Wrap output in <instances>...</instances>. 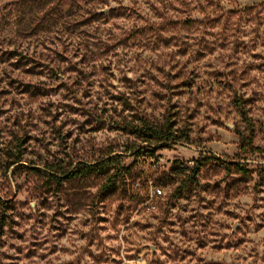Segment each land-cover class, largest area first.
I'll use <instances>...</instances> for the list:
<instances>
[{"label": "rangeland", "instance_id": "374dc122", "mask_svg": "<svg viewBox=\"0 0 264 264\" xmlns=\"http://www.w3.org/2000/svg\"><path fill=\"white\" fill-rule=\"evenodd\" d=\"M12 2L0 0V264H264V0H105L97 12L120 17L10 43L21 18L48 20ZM131 116L188 142L148 148L123 133ZM108 150L129 171L107 201L6 168L9 151L74 167ZM198 162L186 186H156Z\"/></svg>", "mask_w": 264, "mask_h": 264}, {"label": "trees", "instance_id": "16d2710c", "mask_svg": "<svg viewBox=\"0 0 264 264\" xmlns=\"http://www.w3.org/2000/svg\"><path fill=\"white\" fill-rule=\"evenodd\" d=\"M104 3H106L105 0H13L11 5L16 7L22 6L23 9L26 8L29 12L37 11L42 13L48 20L43 18L39 19L37 16H31L26 19L21 18V20L17 22V27L19 28L18 32L12 37L6 35L3 39L9 40L11 43V40H17L20 37L21 41L24 38H38L39 33L43 34L47 32L59 35L63 30H70L71 32L69 35H71L76 33L77 27H89L101 20L105 21L109 18L113 19L120 17L117 12L120 10L121 6L109 9L106 13L97 12L96 7ZM165 4L169 7L175 4L180 7H187L189 5L186 0H171V2H165ZM82 9V12L87 15V18L79 20L77 15ZM153 10L158 12L157 8H153ZM194 23L195 21L189 19L185 20L182 24L190 29ZM21 55H23L22 52ZM23 59L27 60L28 56H25ZM86 59V56L82 57L83 62ZM58 71H60V68H57V72ZM123 82L130 83L126 78H123ZM235 103H237L235 106L239 109L241 118L247 120L244 112L240 110L241 102L235 101ZM123 105L125 110H128L130 107L129 104H126L127 106L125 104ZM130 118L131 122L126 128L122 129L123 133L134 139V141L146 145L148 148H154V150L163 149L167 148L169 144L174 145L179 142H188V137L185 136L183 139L178 136L179 130L175 128L174 124H170L167 121L154 123L147 120L146 117L131 116ZM239 139L241 140L239 146L240 150H244L246 144L244 145V141L242 143L243 136L240 135ZM136 148L135 144H133L128 148L125 146L124 151L131 153ZM114 153L113 150H108L105 153L102 152L98 160L88 163L76 160L78 162L74 167H72L74 163L73 160L67 162L62 161L61 164L43 163L42 165H37L27 162L26 165H22V162H24L22 152L13 153L9 151L5 154V158L8 163L6 168L17 165L21 167L22 170L30 172L36 177L43 178L45 185L49 189L52 188V184L55 185L56 190L64 185H69V189L71 190L98 187V194L104 201H107L121 193L123 196L126 194V174L129 170L120 167L119 159L122 155ZM136 154L139 156L140 150H138ZM29 164L31 166H28ZM236 169L241 175L246 173V170L239 166H236ZM199 173V162L194 163L192 168L175 166L168 174H163L160 180H156L155 184L157 183L156 186L160 188L177 185L176 188L179 189L181 186H186L185 182L189 180L190 177L195 179ZM130 201L134 202V206L136 207L143 203V197L137 193ZM127 221L126 219V222Z\"/></svg>", "mask_w": 264, "mask_h": 264}, {"label": "built area", "instance_id": "2783aa9c", "mask_svg": "<svg viewBox=\"0 0 264 264\" xmlns=\"http://www.w3.org/2000/svg\"><path fill=\"white\" fill-rule=\"evenodd\" d=\"M161 194H162L161 190H159V189L154 190L153 193L150 195V197H149V202H148L147 204L150 203V201H151V199H152L153 197H158V196H160ZM148 208H150V209H152V210L154 209V207L151 206V205H149Z\"/></svg>", "mask_w": 264, "mask_h": 264}]
</instances>
